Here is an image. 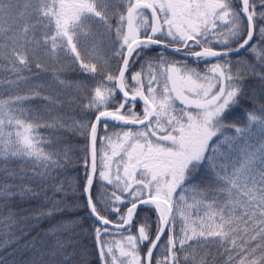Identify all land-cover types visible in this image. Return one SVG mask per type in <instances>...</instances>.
Listing matches in <instances>:
<instances>
[{
	"label": "snow or ice",
	"instance_id": "1",
	"mask_svg": "<svg viewBox=\"0 0 264 264\" xmlns=\"http://www.w3.org/2000/svg\"><path fill=\"white\" fill-rule=\"evenodd\" d=\"M0 264H264V0H0Z\"/></svg>",
	"mask_w": 264,
	"mask_h": 264
}]
</instances>
